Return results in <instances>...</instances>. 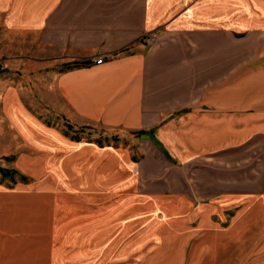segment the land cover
<instances>
[{"label": "crops", "instance_id": "1", "mask_svg": "<svg viewBox=\"0 0 264 264\" xmlns=\"http://www.w3.org/2000/svg\"><path fill=\"white\" fill-rule=\"evenodd\" d=\"M224 7L225 0H0L7 33L1 44L17 47L15 42L23 40L20 46L36 49L33 57L47 65L76 62L54 74L51 86L78 121L157 137L156 150L153 145L151 152L130 161L128 154L114 155L110 146L47 131L65 152L48 166L60 178L77 176V157L83 154H93L91 164L111 154L140 184L150 163L156 174L168 171V209L180 213L167 218L161 197L140 189L155 199L158 211L153 228L142 233V240L153 237L154 244L138 255L144 260L137 264H264V253L253 251L254 243L264 242V217L238 213L223 219L220 211L231 206L197 203L199 163L264 137V30H248L236 21L228 26ZM150 33L157 38L150 41ZM97 57L104 61L95 62ZM18 93L9 85L5 104L10 115L22 108ZM38 170L32 165L29 171ZM21 189L0 190V264H80L110 249L112 220L101 223V229L96 220L54 221L43 203H27ZM247 199L240 211L251 202L263 208L259 198ZM116 225L124 235L129 222L121 219Z\"/></svg>", "mask_w": 264, "mask_h": 264}, {"label": "rangeland", "instance_id": "2", "mask_svg": "<svg viewBox=\"0 0 264 264\" xmlns=\"http://www.w3.org/2000/svg\"><path fill=\"white\" fill-rule=\"evenodd\" d=\"M224 8L228 26L232 27L236 21L248 30L255 27L264 30V0H225ZM3 27L0 22V42L7 34L3 33ZM15 43L17 47L11 43H0V190L18 192L22 188V192H27V203H43L48 209L47 217L54 221L81 219L83 223H88L96 220L101 229V223L112 220L113 228L107 234L112 235L109 239L110 249L104 253L98 252L96 259L92 258L97 264H137L144 260L138 255L150 251L154 243L151 242L153 237L142 240V233L145 232L144 228L147 231L153 228L151 223L156 219L158 210L155 209V199L143 196L140 189L155 191L157 199L161 197L158 201L167 218L180 213L168 209L171 202L168 171L166 176L156 174L150 163L151 166L145 167L140 184L134 177L135 173L127 166L118 165L116 158L113 157V160L109 157L111 154L99 158L94 164L90 162V157L95 158L93 154H83L76 161V174L80 179L77 176L78 179H75V175L60 178L59 171L48 166L61 160L65 152L56 145V138L48 137L47 131H57L72 141L93 142L99 147L110 146L115 151L114 155L118 151L128 154L130 161L139 160L144 151L151 152L153 145L155 149L158 146L156 143H159L157 137L140 135L137 130L78 121L73 112L60 102L51 86L54 74L73 67L76 62L69 60L64 64L47 65L33 57L38 53L36 49L20 46H25V41ZM9 85L19 91L16 102L22 106L12 115L6 111L5 104ZM50 152L53 154L49 158ZM108 159L110 162H107ZM199 164L197 168L202 171L194 177L198 182V196H201L197 203L214 201L220 206H231L224 213L220 211L223 219L238 213L243 218L264 217V137H257L237 148H229ZM32 165L39 166L37 173L29 171ZM2 168L16 173L12 177L6 176ZM89 180L94 182L93 186L89 185ZM250 197H255L254 200L259 198L263 208L258 209V204L251 202L247 205L249 209L241 212L240 209L249 200L244 199ZM231 198L233 200L228 201ZM237 205L239 207L233 209ZM121 219L129 222L124 235L116 225L121 223ZM128 237L130 241L125 243L123 240ZM104 243L105 240L99 245ZM181 244L178 243V249ZM254 244H257V249L253 251L264 253V242ZM122 250L129 253L123 257ZM92 259L85 257L80 264H89ZM244 261L248 263L249 257Z\"/></svg>", "mask_w": 264, "mask_h": 264}, {"label": "built area", "instance_id": "3", "mask_svg": "<svg viewBox=\"0 0 264 264\" xmlns=\"http://www.w3.org/2000/svg\"><path fill=\"white\" fill-rule=\"evenodd\" d=\"M157 38V35L155 33H150V41H153ZM104 61V57H97L95 59V62L102 63Z\"/></svg>", "mask_w": 264, "mask_h": 264}, {"label": "trees", "instance_id": "4", "mask_svg": "<svg viewBox=\"0 0 264 264\" xmlns=\"http://www.w3.org/2000/svg\"><path fill=\"white\" fill-rule=\"evenodd\" d=\"M2 171L6 174V176H13L15 173H16V171H9V170H6V169H3L2 168ZM23 178H25V177H23Z\"/></svg>", "mask_w": 264, "mask_h": 264}]
</instances>
